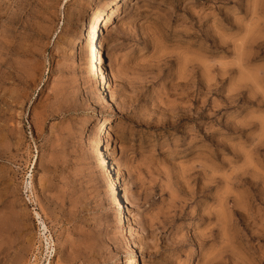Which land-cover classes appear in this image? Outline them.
<instances>
[{
	"label": "rangeland",
	"instance_id": "rangeland-1",
	"mask_svg": "<svg viewBox=\"0 0 264 264\" xmlns=\"http://www.w3.org/2000/svg\"><path fill=\"white\" fill-rule=\"evenodd\" d=\"M135 252L264 264V0H0V264Z\"/></svg>",
	"mask_w": 264,
	"mask_h": 264
},
{
	"label": "bare ground",
	"instance_id": "bare-ground-1",
	"mask_svg": "<svg viewBox=\"0 0 264 264\" xmlns=\"http://www.w3.org/2000/svg\"><path fill=\"white\" fill-rule=\"evenodd\" d=\"M114 12H116L114 10ZM86 36V29L84 28V24L81 23L78 31H77V37L75 38L76 39V43L77 44H80V42L82 41V39ZM91 51H92V54L95 55V62L93 64V66H91L90 68V71L91 73H95L97 75V77L99 78L98 79V89H99V93H106V73L101 69V66L100 64L102 63V55H101V52L100 50L97 49V44L96 42L94 41L92 47H91ZM99 73V76L98 74ZM107 95V93H106ZM93 119V117H92ZM91 119V120H92ZM110 120H112V116H108L106 118H104V121L100 122L97 126V128L95 129V132H97L96 134V137L94 139V142H93V149L95 151V153L99 156V161L101 163H108L110 164V161H108L106 155H105V152H104V140L106 139L107 137V132H106V123H109ZM110 166V165H109ZM110 168L112 170H114V165L111 163V166ZM111 184L113 185V188L116 190L117 187H116V184L114 181L111 182ZM111 186V185H110ZM113 203L115 205H118L119 206V214H120V217L124 220L125 218V210L124 209V204H123V198H122V195L120 194V192H117V194L114 195L113 197ZM137 260H138V253L135 252L134 253V256L132 257V259L128 262V264H137Z\"/></svg>",
	"mask_w": 264,
	"mask_h": 264
}]
</instances>
